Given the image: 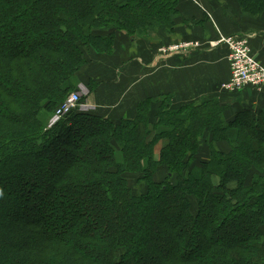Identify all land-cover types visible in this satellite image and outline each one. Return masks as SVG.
Instances as JSON below:
<instances>
[{"label":"trees","instance_id":"16d2710c","mask_svg":"<svg viewBox=\"0 0 264 264\" xmlns=\"http://www.w3.org/2000/svg\"><path fill=\"white\" fill-rule=\"evenodd\" d=\"M179 2L0 0V264H264V110L163 97L156 121L146 99L50 124L91 55L174 31Z\"/></svg>","mask_w":264,"mask_h":264},{"label":"crops","instance_id":"0c3cea01","mask_svg":"<svg viewBox=\"0 0 264 264\" xmlns=\"http://www.w3.org/2000/svg\"><path fill=\"white\" fill-rule=\"evenodd\" d=\"M179 1L174 31L154 30L137 37L118 31L111 55H91L79 75L78 91L85 98L79 111L131 119L141 101L152 99L150 117L156 121L163 97H170L175 108L217 100L227 107L228 119L243 110H264V86L237 93L222 89L230 76L229 46L210 45L222 35H248L254 55L264 64V13L246 12L235 0ZM191 40L202 45L170 55L160 50ZM91 81L94 89L89 87ZM201 157L206 158L207 152H201Z\"/></svg>","mask_w":264,"mask_h":264},{"label":"built area","instance_id":"2783aa9c","mask_svg":"<svg viewBox=\"0 0 264 264\" xmlns=\"http://www.w3.org/2000/svg\"><path fill=\"white\" fill-rule=\"evenodd\" d=\"M226 43L229 46L227 60L230 65L229 79L221 84L223 90L237 93L247 87L261 89L264 86V64L254 55L250 36L248 35H222L219 40L212 41L211 46ZM200 41H180L160 48L161 52L170 55L194 47H200ZM82 94L76 90L69 94L67 99L59 106L52 119V124L60 120L67 113L79 110L82 107Z\"/></svg>","mask_w":264,"mask_h":264},{"label":"rangeland","instance_id":"374dc122","mask_svg":"<svg viewBox=\"0 0 264 264\" xmlns=\"http://www.w3.org/2000/svg\"><path fill=\"white\" fill-rule=\"evenodd\" d=\"M52 119H53V116H52V118H51V122H50V124L52 123Z\"/></svg>","mask_w":264,"mask_h":264}]
</instances>
